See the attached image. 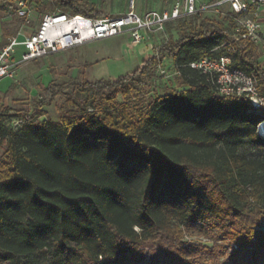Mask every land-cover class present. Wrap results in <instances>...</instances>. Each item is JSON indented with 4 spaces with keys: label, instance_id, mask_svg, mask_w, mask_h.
<instances>
[{
    "label": "trees",
    "instance_id": "obj_1",
    "mask_svg": "<svg viewBox=\"0 0 264 264\" xmlns=\"http://www.w3.org/2000/svg\"><path fill=\"white\" fill-rule=\"evenodd\" d=\"M17 1L0 0V17ZM51 1L49 13L104 16L90 0ZM187 18L194 27L157 48L180 68V90L147 97L152 57L113 81L39 85L31 109L0 105V264H264V110L187 67L231 39L227 19L167 28ZM17 32L4 22L2 43ZM259 60L246 45L234 67L264 97ZM60 94L53 121L43 108Z\"/></svg>",
    "mask_w": 264,
    "mask_h": 264
},
{
    "label": "built area",
    "instance_id": "obj_2",
    "mask_svg": "<svg viewBox=\"0 0 264 264\" xmlns=\"http://www.w3.org/2000/svg\"><path fill=\"white\" fill-rule=\"evenodd\" d=\"M16 12H7L0 17L8 21L16 16L25 25L31 22L28 0L16 2ZM213 14L229 22L227 32L231 39L216 48L223 49L219 57L204 56L190 62L187 67L206 77L216 94L221 97H235L248 102L249 112L264 110V97L260 96L254 75L234 67V59L246 45L256 46L260 59L264 57V0H174L169 7L137 13L133 2L129 10L120 16L87 18L66 13H46L29 33L18 31L4 43L0 41V81L13 79L18 68L32 60L40 59L60 51L120 34H128L133 46L145 38L164 34L167 25L189 16ZM157 66L162 79L180 76V68L171 60ZM257 125V130L264 131Z\"/></svg>",
    "mask_w": 264,
    "mask_h": 264
},
{
    "label": "rangeland",
    "instance_id": "obj_3",
    "mask_svg": "<svg viewBox=\"0 0 264 264\" xmlns=\"http://www.w3.org/2000/svg\"><path fill=\"white\" fill-rule=\"evenodd\" d=\"M98 7L104 12L103 17H114L125 14L129 8L131 1L134 10L137 13H143L152 8L147 2L148 0H95ZM142 1L143 4L142 11ZM174 0H162L163 6H167ZM160 7V8H163ZM28 7L31 9V22L24 24L22 19L14 16L8 21H2L0 24L3 31V24L9 29L18 27V31L23 33L31 32L38 24L41 18V11L49 13L59 8L57 3L51 0H28ZM59 12V11H57ZM201 17L212 18L217 21L221 19L213 14H203ZM190 18H187L188 20ZM184 26L181 31L177 27L171 25L166 29L164 34L153 35L145 38L142 43L133 46L130 42L128 34H120L100 40L86 42L82 45L60 51L49 56L32 60L20 66L13 79L3 80L0 82V105L10 108L11 110H19L20 108L31 109L36 101L38 86L53 81L56 85H69L71 80L94 82L97 80H116L118 77L130 75L143 62L149 58L156 57L157 61L154 65L146 69V76L142 80V86L147 90V97L160 95L171 90H180L178 79L169 80L162 79L159 76L157 66L161 63L167 64V70H171V57L157 56V48L169 39L176 40L182 31L191 30L196 22ZM260 65L264 68V57L259 60ZM69 88V87H68ZM69 90V89H64ZM63 95L60 94L51 105L46 106L43 110L47 113V118L53 121L59 119L56 107L61 103ZM41 119H44L42 117ZM13 129L20 125V121L13 119L10 121ZM241 151H249L248 146H244ZM262 228H264V219L262 220ZM184 241L189 243L210 244L207 238L197 234L184 233ZM225 240L219 241L224 244ZM227 249L229 245L225 243ZM235 248V246H234Z\"/></svg>",
    "mask_w": 264,
    "mask_h": 264
},
{
    "label": "crops",
    "instance_id": "obj_4",
    "mask_svg": "<svg viewBox=\"0 0 264 264\" xmlns=\"http://www.w3.org/2000/svg\"><path fill=\"white\" fill-rule=\"evenodd\" d=\"M91 2H93V3H96V1L95 0H90ZM151 6H152V8H158L157 10H161V9H163V8H167V7H169L170 6V4H168L167 6H163V4H164V2H162V0H148L147 1ZM97 4V3H96ZM143 4H145V2L144 1H142V11H144V9H143ZM163 6V8H160V7H162ZM30 9H32L31 7H30ZM151 10H154V9H151ZM52 12V11H51ZM44 13L41 11V14H40V16H42ZM2 40V31H1V27H0V41ZM3 80H9V79H3ZM3 80H1V81H3ZM0 81V82H1ZM47 85V84H46Z\"/></svg>",
    "mask_w": 264,
    "mask_h": 264
},
{
    "label": "bare ground",
    "instance_id": "obj_5",
    "mask_svg": "<svg viewBox=\"0 0 264 264\" xmlns=\"http://www.w3.org/2000/svg\"><path fill=\"white\" fill-rule=\"evenodd\" d=\"M259 129L264 131V122L260 125Z\"/></svg>",
    "mask_w": 264,
    "mask_h": 264
}]
</instances>
